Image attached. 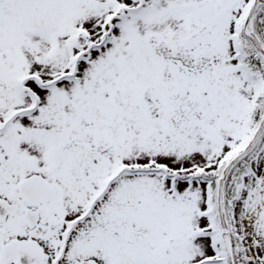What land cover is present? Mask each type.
I'll return each mask as SVG.
<instances>
[{
	"label": "snow or ice",
	"instance_id": "6c2138e0",
	"mask_svg": "<svg viewBox=\"0 0 264 264\" xmlns=\"http://www.w3.org/2000/svg\"><path fill=\"white\" fill-rule=\"evenodd\" d=\"M0 264H264V0H0Z\"/></svg>",
	"mask_w": 264,
	"mask_h": 264
}]
</instances>
